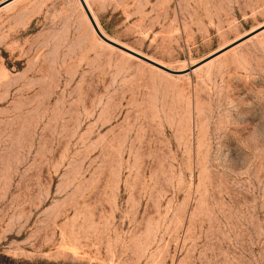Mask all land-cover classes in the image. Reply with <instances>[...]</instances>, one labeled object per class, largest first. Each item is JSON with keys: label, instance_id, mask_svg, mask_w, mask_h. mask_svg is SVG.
I'll return each mask as SVG.
<instances>
[{"label": "rangeland", "instance_id": "rangeland-1", "mask_svg": "<svg viewBox=\"0 0 264 264\" xmlns=\"http://www.w3.org/2000/svg\"><path fill=\"white\" fill-rule=\"evenodd\" d=\"M5 0H0V3ZM0 11V264H264V0Z\"/></svg>", "mask_w": 264, "mask_h": 264}, {"label": "water", "instance_id": "water-1", "mask_svg": "<svg viewBox=\"0 0 264 264\" xmlns=\"http://www.w3.org/2000/svg\"><path fill=\"white\" fill-rule=\"evenodd\" d=\"M12 1H14V0H5V1L1 2V3H0V9H1L2 7H4L5 5L11 3ZM80 2H81V4H82V6H83V8H84V10H85V12H86V14H87L89 20H90V22H91L93 28L95 29V31H96V33L98 34V36H99L104 42H106L107 44H109V45H111V46H113V47H115V48H117V49H119V50H121V51H123V52H125V53H127V54H129V55H131V56H133V57H135V58H137V59H140V60H142V61H144V62H146V63H148V64H150V65H152V66H155V67L161 69L162 71H164V72H166V73H168V74H171V75H179V74L181 73V72H178V71H175V70L169 69V68H167L166 66H163V65H161V64H159V63H157V62H155V61H153V60H151V59H149V58H147V57H145V56H143V55H141V54H139V53H137V52H135V51H133V50L127 48V47H125V46H122V45L116 43L115 41L109 39L108 37H106V36L101 32L100 28L98 27V25H97V23H96V21H95L93 15H92V13L90 12V10H89V8H88V6H87L85 0H80ZM263 30H264V27H262V28H260V29H258V30H256V31L250 33L249 35H247L246 37H244V38L241 39L240 41H237V42H236L235 44H233L231 47H228V48H226V49H223V50H221V51L215 53L214 55H211V56L208 57L207 59L201 61L200 63L194 65V66L192 67V70H195L196 68L202 66L203 64L207 63L208 61H210V60L216 58V57L219 56L220 54H222V53H224L225 51L229 50L230 48H232V47H234V46H236V45H238V44H240V43H242V42L248 40L249 38H251V37L257 35L258 33L262 32Z\"/></svg>", "mask_w": 264, "mask_h": 264}, {"label": "crops", "instance_id": "crops-1", "mask_svg": "<svg viewBox=\"0 0 264 264\" xmlns=\"http://www.w3.org/2000/svg\"><path fill=\"white\" fill-rule=\"evenodd\" d=\"M20 1H21V0H14V1H12L11 3H9V4L5 5L4 7H2V8L0 9V11L4 10L5 8H9V7L12 6L13 4H15V3H17V2H20Z\"/></svg>", "mask_w": 264, "mask_h": 264}, {"label": "bare ground", "instance_id": "bare-ground-1", "mask_svg": "<svg viewBox=\"0 0 264 264\" xmlns=\"http://www.w3.org/2000/svg\"><path fill=\"white\" fill-rule=\"evenodd\" d=\"M95 30V29H94ZM211 61V60H210ZM209 62V61H208ZM204 65V64H203Z\"/></svg>", "mask_w": 264, "mask_h": 264}]
</instances>
